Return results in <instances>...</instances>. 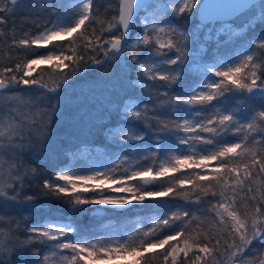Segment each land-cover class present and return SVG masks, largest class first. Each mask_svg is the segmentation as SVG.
I'll return each instance as SVG.
<instances>
[{
    "label": "snow or ice",
    "instance_id": "obj_1",
    "mask_svg": "<svg viewBox=\"0 0 264 264\" xmlns=\"http://www.w3.org/2000/svg\"><path fill=\"white\" fill-rule=\"evenodd\" d=\"M24 3L0 0V264H264V0H43L18 38ZM112 81L113 150L52 160L69 106ZM132 205L154 210L132 232L83 223Z\"/></svg>",
    "mask_w": 264,
    "mask_h": 264
},
{
    "label": "trees",
    "instance_id": "obj_2",
    "mask_svg": "<svg viewBox=\"0 0 264 264\" xmlns=\"http://www.w3.org/2000/svg\"><path fill=\"white\" fill-rule=\"evenodd\" d=\"M43 0H25L23 7L17 13L16 19V35L18 38L22 36V29L28 30L31 28V24L34 22L37 14L43 17L49 16V13L45 11L39 5ZM60 0H49V3L56 4ZM65 4L64 11L68 10L70 0H63ZM31 17V20L26 18ZM101 23L97 24V29L108 27L107 21L111 19L110 16L106 17L101 11L99 17ZM44 22H47L46 20ZM254 31H250L249 35H255L257 30H264V25L257 24ZM34 31V29H33ZM46 48H38L36 52H46ZM0 59H7L6 51L0 49ZM48 66H41L39 68H47ZM101 72H89L83 75L76 82V89L79 91L81 87L87 88L88 85L97 82L98 80L105 79ZM112 84V85H111ZM125 95V90L122 87L120 81H112L105 84H98L95 88L94 94L87 95L79 100H75L73 104L69 106L64 117L69 118L65 124L60 128L58 127L52 134H61L55 143L51 144L48 148L49 156L52 160H63L64 154L68 150H74L81 144H92L102 148H107L109 151L113 150V146L108 144L105 140V130L109 127L117 124L118 122V107L122 102V98ZM77 119V123L73 121ZM34 165H29V167ZM157 203L154 200H146L145 205H152ZM62 207L65 214L68 209L63 205H57ZM154 214V210L151 207L134 206L130 211L124 214L102 215L99 219L94 218L91 214L83 218V223L89 226H95L97 228H112L121 232H132L136 228L135 221L141 220L147 223V217ZM23 215L27 216L28 213ZM143 226V224L141 225ZM159 251V250H157Z\"/></svg>",
    "mask_w": 264,
    "mask_h": 264
},
{
    "label": "rangeland",
    "instance_id": "obj_3",
    "mask_svg": "<svg viewBox=\"0 0 264 264\" xmlns=\"http://www.w3.org/2000/svg\"><path fill=\"white\" fill-rule=\"evenodd\" d=\"M243 17L242 18H240V19H238V20H236V21H234V23H235V25L236 26H239L242 22H243ZM257 24H259V23H257ZM255 29H257L256 27H255ZM263 29V28H262ZM261 29V30H262ZM258 31V33L260 32V30H257ZM213 47V45H211V44H209V49H211ZM41 66H48V65H46V64H42V65H39L38 67H41ZM134 75V74H133ZM112 85V84H111ZM69 118H66V117H63L57 124H56V126H55V130L58 128V127H62L64 124H65V122L68 120ZM70 120V119H69ZM73 121L75 122V123H77V119H73ZM54 130V131H55ZM53 133V132H52ZM51 133V136H52V139H51V143H50V145H49V147L51 146V144H53V143H55V141H57V139H58V137L61 135V134H52ZM134 206H136V205H132V206H130V208H132V207H134ZM110 264H131V258H128L127 260H125V259H123V258H121V259H118V260H116L115 262H110Z\"/></svg>",
    "mask_w": 264,
    "mask_h": 264
}]
</instances>
